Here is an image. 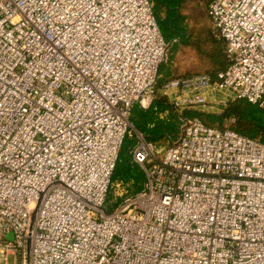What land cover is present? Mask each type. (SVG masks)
Returning <instances> with one entry per match:
<instances>
[{"label":"built area","instance_id":"built-area-1","mask_svg":"<svg viewBox=\"0 0 264 264\" xmlns=\"http://www.w3.org/2000/svg\"><path fill=\"white\" fill-rule=\"evenodd\" d=\"M209 14L229 65L161 89L179 110L264 107V0ZM176 41L153 0H0V264H264V142L235 117L182 118L163 146L132 124ZM132 127L143 187L108 211Z\"/></svg>","mask_w":264,"mask_h":264},{"label":"trees","instance_id":"trees-1","mask_svg":"<svg viewBox=\"0 0 264 264\" xmlns=\"http://www.w3.org/2000/svg\"><path fill=\"white\" fill-rule=\"evenodd\" d=\"M213 1L153 0L154 13L163 36L167 31L166 33L171 36L172 40L177 39L173 43L172 59L170 61L168 59L165 63L169 76L163 75L159 69V78L163 84L173 78L190 77L196 74H208L216 77L229 65L230 58L226 51L225 40L218 34L209 14V6ZM136 108L139 110V116H135ZM176 109L167 97L160 96L148 109H142L135 105L132 109L131 120L150 141L161 144L176 137L172 134V122L167 123L158 115L165 112L177 115ZM182 115L189 118L198 117L207 125L218 128L224 127L225 119L235 117L233 128L236 131L264 142V107L253 104L247 99L230 100L219 114L203 113L193 108H186L182 110ZM118 163L119 160L112 176V185L107 195L106 204L113 187L119 185L126 191L124 195H121L122 197L118 198L122 201L126 194L137 193L143 187L144 173L141 169L143 180L140 183L142 186L141 189L136 190L137 182L134 178H129L131 175L128 173L121 174ZM130 164L135 166V164Z\"/></svg>","mask_w":264,"mask_h":264},{"label":"rangeland","instance_id":"rangeland-1","mask_svg":"<svg viewBox=\"0 0 264 264\" xmlns=\"http://www.w3.org/2000/svg\"><path fill=\"white\" fill-rule=\"evenodd\" d=\"M194 5L196 6V3H194ZM166 32L164 33L165 34L164 38L166 39V41L168 43H170L172 41V38ZM173 46L174 45H172L170 47V50L168 52V59H169V60L167 59L168 61H170V59H172V48H173ZM165 63H166V61L164 62V64L162 63L161 68H160V71H161V73H163V75L169 76L168 69H167ZM167 63H169V62H167ZM162 86H163V82L159 78L158 79V84H157V87H156V96H157L156 98H158L160 96L167 97L166 94L161 89ZM167 99H169V98L167 97ZM136 105L139 106L140 108H142L139 104H136ZM212 106L213 105L210 104V105H208L206 107H197V108H194V109H196L198 111H201L203 113L219 114L220 111L214 109V107H212ZM142 109H144V108H142ZM135 112H136V115L135 116H139V114H138L139 113L138 108L135 109ZM176 114L177 115H175L174 113L168 114V112H165V113H162V114L158 115V117L160 119H162V120H165L167 123L171 121L172 122L171 127H173V131L171 130L172 131V134L175 135V137H178L179 134H180V131H181V126L183 124V119L182 118H185L186 116L185 115H182V110H177L176 109ZM177 123H178V125H177ZM228 124H229V122L225 119L224 126H226ZM179 125H180V128H179ZM133 126L137 130H140L136 126V124L133 123ZM134 128L133 127L131 128L133 130L134 137L127 136L126 139H125V141H124L123 147L121 149V153L119 155L118 168H119L121 174L122 173H128L129 175H131L129 178H134L135 179V181L137 182L136 190H139V189H141V186H142L140 182L143 180L142 173H141V170H140L141 168H139L137 165L131 166V164H130L131 163V161H130L131 156H130V153H129L130 148L136 142V131H135ZM166 143L167 142H164V143L162 142L161 144H159V143H157V144L160 145V146H163ZM122 189L123 188H121V187H113L111 189V191L109 193V195L110 194L111 195L109 196L108 202L106 204V208H107L108 211H111L114 208H116L118 206V203H120L122 201V199H118V198L122 197L121 196Z\"/></svg>","mask_w":264,"mask_h":264},{"label":"crops","instance_id":"crops-1","mask_svg":"<svg viewBox=\"0 0 264 264\" xmlns=\"http://www.w3.org/2000/svg\"><path fill=\"white\" fill-rule=\"evenodd\" d=\"M132 124H133V122H132Z\"/></svg>","mask_w":264,"mask_h":264}]
</instances>
